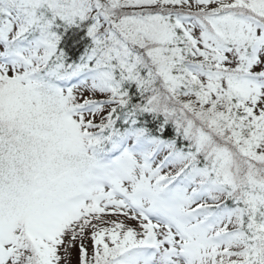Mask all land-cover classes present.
I'll use <instances>...</instances> for the list:
<instances>
[{
    "label": "snow or ice",
    "instance_id": "obj_1",
    "mask_svg": "<svg viewBox=\"0 0 264 264\" xmlns=\"http://www.w3.org/2000/svg\"><path fill=\"white\" fill-rule=\"evenodd\" d=\"M0 264H264V0H0Z\"/></svg>",
    "mask_w": 264,
    "mask_h": 264
}]
</instances>
